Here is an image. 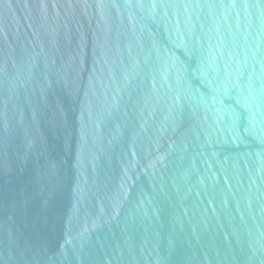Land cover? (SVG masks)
<instances>
[{"label": "water", "instance_id": "obj_1", "mask_svg": "<svg viewBox=\"0 0 264 264\" xmlns=\"http://www.w3.org/2000/svg\"><path fill=\"white\" fill-rule=\"evenodd\" d=\"M0 264H264V0H0Z\"/></svg>", "mask_w": 264, "mask_h": 264}]
</instances>
